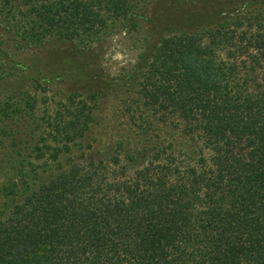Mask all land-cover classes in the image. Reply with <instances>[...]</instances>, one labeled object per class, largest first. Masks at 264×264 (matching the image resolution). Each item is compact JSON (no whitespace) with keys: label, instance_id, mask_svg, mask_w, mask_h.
Masks as SVG:
<instances>
[{"label":"trees","instance_id":"trees-1","mask_svg":"<svg viewBox=\"0 0 264 264\" xmlns=\"http://www.w3.org/2000/svg\"><path fill=\"white\" fill-rule=\"evenodd\" d=\"M18 1L0 0V12ZM21 1L30 6L22 45L97 34L128 8ZM257 9L208 28L167 26L142 65L144 106L194 150L161 146L127 164L90 157L27 192L8 189L0 264H264V4Z\"/></svg>","mask_w":264,"mask_h":264},{"label":"rangeland","instance_id":"rangeland-1","mask_svg":"<svg viewBox=\"0 0 264 264\" xmlns=\"http://www.w3.org/2000/svg\"><path fill=\"white\" fill-rule=\"evenodd\" d=\"M127 1V16L97 34L46 37L30 45L16 35L30 6L19 0L11 15L0 12V208L8 189L37 188L73 162L116 155L127 164L129 155L146 158L161 146L194 150L187 136L142 102L139 80L149 50L167 26L189 28L197 21L195 28H208L218 16L257 11L264 4ZM31 164L36 172H30Z\"/></svg>","mask_w":264,"mask_h":264}]
</instances>
